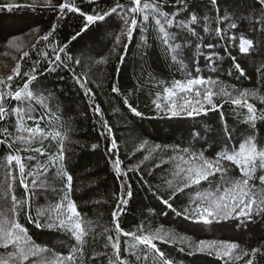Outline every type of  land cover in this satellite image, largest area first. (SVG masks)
Instances as JSON below:
<instances>
[{
  "label": "snow or ice",
  "instance_id": "6c2138e0",
  "mask_svg": "<svg viewBox=\"0 0 264 264\" xmlns=\"http://www.w3.org/2000/svg\"><path fill=\"white\" fill-rule=\"evenodd\" d=\"M89 2L96 3L97 0ZM38 7L56 13L57 23L65 20L69 13L83 18V27L70 37L71 42L82 38L91 26L108 23L115 17L119 21L115 45L124 48L120 62L129 47L124 40L131 42L134 33L143 29L141 57L146 59L149 56L148 44L154 48L158 44L162 46L169 65L181 76L171 79L167 85L164 80L157 82L165 86L151 100L155 113L169 119H203L214 113L218 114V120L209 127H201L198 122L193 126L197 129L195 132L190 128L186 147L163 146L165 149L171 147L176 153L169 158L175 162V168L172 179L165 181V198L159 188L153 190L141 172V165L149 159L148 155L139 163L122 168L113 127L104 118L100 104L95 102L96 94L88 87L87 78L73 67L79 66L81 60L72 55L69 42L61 43L55 39L57 24L54 23L32 46L36 50L43 41L44 47L50 48V52L41 53L44 64L37 59L22 72L21 64L17 62L11 75L0 78V145L7 150V155L0 159V172L3 173L0 178V264H175L155 241L186 245L189 255L215 256L223 264H239L240 261L254 264L258 254L264 255V246L252 248L249 252L228 240L200 239L194 242L174 230L164 231L161 227L152 231L150 225L144 223L125 231L120 217L133 198L129 173H135L142 187L151 191L163 206L196 231H204L206 226L209 230L228 226V222L241 229L257 220L264 222V134L261 130L264 108L258 109L249 102V98H253L264 103V96L259 95V89L238 88L236 84H226L219 78L221 52L229 58L232 75L240 79L246 72L230 48H217L219 40H224L232 48L238 47L240 55L264 56V0H235L227 4V14L223 16L219 15L220 0H126L125 3L116 0L108 10L93 9L91 13L82 11L77 0H60L59 3L32 0L30 4H0V11L29 9L35 12ZM213 22L224 24L226 28H213ZM202 33L218 39L209 42ZM8 43L20 51L12 39ZM194 52H198L199 61ZM28 57L29 52L23 51L20 59ZM106 62V59L97 61ZM204 69L209 70L207 75ZM65 70L87 98L89 109L99 118L98 135L108 141L105 155L119 181V191L112 194L116 201L111 213L113 227L103 229L99 234L106 235L102 250L93 251L87 258L84 249L90 237L96 239V228L92 221L82 217L72 199L74 177L68 158L71 149L66 145L67 134L57 130L62 125L53 111V101L59 107V94L44 82L48 75L55 73L59 76V72ZM256 71L264 82V63ZM17 77L22 83L16 82ZM59 79L64 77L59 76ZM111 92L121 94L116 84L112 85ZM130 96L131 93L123 96V104L136 117H143L144 113L129 102ZM225 105L236 116L233 127H229ZM241 121L243 128L236 127ZM70 143L80 144V141ZM147 144V140L143 141L139 149H144ZM90 147L95 151L101 148V144L92 143ZM161 147L155 145V149ZM207 151L213 155H207ZM152 174L151 170L147 173ZM17 185L22 189L19 196ZM48 190L58 193V201L36 208L33 215V200ZM180 195L187 198V203L180 208L174 207ZM162 214L167 216L169 213ZM29 226L63 234L69 241L70 250L65 255L38 244L30 234ZM121 237L126 239L122 242ZM179 251L183 252L185 248L181 247Z\"/></svg>",
  "mask_w": 264,
  "mask_h": 264
},
{
  "label": "trees",
  "instance_id": "16d2710c",
  "mask_svg": "<svg viewBox=\"0 0 264 264\" xmlns=\"http://www.w3.org/2000/svg\"><path fill=\"white\" fill-rule=\"evenodd\" d=\"M54 2L59 3L60 0H54ZM115 2L116 0H97L96 3H90L89 0H83V2L77 0L82 11L88 13H91L93 9L108 10L115 5ZM120 2L125 3L126 0H120ZM234 2L235 0H227V2L220 0L219 15L227 14V4ZM6 3L30 4L32 0H0V4ZM54 23L57 24L55 39L61 43L69 42L72 55L81 60L79 66L73 65V67L82 77L87 78L88 87L96 94L95 102L100 104L104 118L113 127L119 145V157L123 161L122 168L139 163L144 156L148 155L149 159L141 165V172L144 173L145 179L152 185L153 190L159 188L160 194L167 198V193L164 191L165 181L172 179L171 173L175 168V162L169 158L176 153L171 147L165 149L163 146L179 145L181 148L188 146L189 129L192 128V131L195 132L197 129L193 126L198 122L201 127L215 125L218 114L209 113L208 117L203 119L200 117L169 119L157 115L151 105V100L155 98V93L162 92L163 86H165L157 82L164 80L167 85L171 79H179L181 76L174 67L169 65L162 46L158 44L155 48L148 44L149 56L146 59L141 57L140 53L143 51L144 43L142 40L143 29L139 33H134L131 42L124 40L125 43H129V47L123 62H120V54L124 53V48L115 45V34L119 31V21L115 17L108 23L91 26L82 38L71 42L70 37L84 24V20L79 14L69 13L65 20L57 23L56 13L48 10L42 11L39 7L35 12L29 9L12 12L0 11V65L1 68H4L0 78L6 79L11 75L17 62H20L22 72L27 71L31 63L37 59L41 60L42 65L44 64L41 53L50 52V48L44 47L45 42L43 41L37 45L36 50L32 46L36 44L40 36L51 29ZM216 26L226 28L224 24L217 25L213 22L212 27ZM231 34L228 33V35ZM240 34L242 33L236 35ZM202 35L209 42H215L218 39L214 35L209 36L208 33H202ZM10 39L19 46L20 51L9 45ZM224 47L230 48L232 54L237 56V62L244 68L246 75L240 79L232 75L233 68L229 66V58L221 52L219 78L226 84H236L238 88L259 89V95L264 96V82H262L260 73L256 71L264 63V56L240 55L238 47L232 48L230 43L219 40L217 48L223 49ZM114 48H116V52H113ZM23 51H28L29 57L21 60ZM205 51L209 50L205 49ZM193 55L196 56L197 61L200 60L198 52H194ZM105 59L106 63H97V61ZM208 71V69H204L205 75L208 74ZM59 76H63L64 79H59ZM59 76L55 73L48 75L44 82L59 94V107L57 108L56 102L53 101V111L59 116L62 125L57 130L67 134L66 145L71 149L68 152V158L69 169L74 177L72 199L77 203L78 211L82 217L92 221L96 228V239L93 240L90 237L84 249L87 258L92 255L93 251L102 250L101 245L104 243L106 235L99 234L103 233V229L113 227L111 213L116 201L112 194L119 191V181L114 177L109 158L105 155V145L108 144V141L98 135L99 118L89 109L87 98L83 96L78 85L71 79V74L65 70L59 72ZM15 79L16 82L22 83L18 77ZM113 84L119 86L121 94L111 92ZM128 93H131L129 102L138 111L144 113L143 117H136L123 104V96ZM249 102L254 103L258 109L264 108V103L258 99L249 98ZM114 109H119V111H114ZM224 112L229 127H233L236 116L232 114L228 105H225ZM235 126L243 128V121ZM261 130L264 134V126H261ZM145 140L148 141V144L144 149H139V145ZM71 141H80V144H72ZM92 143H100L101 148L93 151L90 147ZM157 144L162 147L155 149ZM206 154L213 155L211 151H207ZM6 155V147L0 145V159ZM157 164L160 165L159 168L155 167ZM150 170L153 173L151 176L147 175ZM2 177L3 173L0 172V178ZM129 177L134 194L125 214L120 217L121 227L125 231L134 230L136 225L144 223L146 226L150 225L152 231L161 227L164 231L174 230L178 235L190 237L194 242L200 239L228 240L238 243L241 249L249 252L252 248L264 246V222L257 220L256 223L248 224L243 229L234 228L231 226L232 222H228V226H217L213 230H209L206 226L204 231H196L189 226L188 222L172 214L152 195L151 191L142 187L135 173H129ZM56 186L59 187V184ZM204 186L207 187L206 184ZM21 192L22 189L17 185V195L19 196ZM8 199L10 200V197ZM58 199V193H53L51 190L44 192L33 200V215H35L36 208L48 203H56ZM186 203L187 198L180 195L174 202V207L180 208ZM149 209L153 211L149 212ZM165 211L169 213L167 216L162 214ZM29 227L30 234L38 244L65 255L70 250L69 241L63 234ZM124 239L126 238L121 237L122 242ZM155 242L168 258L175 261V264H223V261L215 256L202 253L189 255L186 245ZM181 247H184L185 251H179ZM244 259L246 260L248 257ZM239 264H243V261H240ZM254 264H264V255L258 254Z\"/></svg>",
  "mask_w": 264,
  "mask_h": 264
},
{
  "label": "rangeland",
  "instance_id": "374dc122",
  "mask_svg": "<svg viewBox=\"0 0 264 264\" xmlns=\"http://www.w3.org/2000/svg\"><path fill=\"white\" fill-rule=\"evenodd\" d=\"M19 40H21V39H19ZM2 67H3V64H2ZM3 71H4V68H1V65H0V74L3 73Z\"/></svg>",
  "mask_w": 264,
  "mask_h": 264
}]
</instances>
